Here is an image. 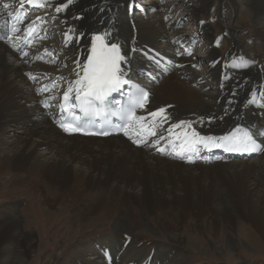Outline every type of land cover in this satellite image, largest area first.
I'll use <instances>...</instances> for the list:
<instances>
[{
	"label": "bare ground",
	"instance_id": "obj_1",
	"mask_svg": "<svg viewBox=\"0 0 264 264\" xmlns=\"http://www.w3.org/2000/svg\"><path fill=\"white\" fill-rule=\"evenodd\" d=\"M17 1L0 0V14L5 4L11 9ZM36 1L40 4L32 0L31 6H43L44 12L33 16L61 39L47 40L41 49H52L59 58L48 60L51 65L33 63V50L22 59L0 43V192L13 188L32 195L40 218L56 220L63 229L91 222H110L113 228L74 248L71 261L51 257L54 253L37 255L35 230L18 206L9 204L0 225V264H34L35 253L37 264H168L174 249L176 256L184 248L205 253L199 238L233 263L238 248L252 247L253 237L263 241L264 150L248 159L188 165L133 146L122 136H67L52 122L54 111L43 110L31 83L51 82L62 91L60 97L72 85L74 93L96 35L116 43L125 67L128 63L140 74L154 51L168 52L182 38H190L175 28L182 20L177 11L169 13L171 6L157 0H145L149 15L134 14L132 3L138 0ZM181 7L183 16L197 19L206 59L197 54L181 57L167 76L154 71L146 114L154 117V126L159 124L161 146L171 149L179 143L172 139L183 135L191 140L193 132L220 143V137L241 126L264 148V0H183ZM205 13L251 23V41L237 37L236 27L229 30L232 40L218 45L211 24L201 20ZM160 109H165L162 115H151ZM139 229L166 236L177 247L139 248L129 237Z\"/></svg>",
	"mask_w": 264,
	"mask_h": 264
},
{
	"label": "rangeland",
	"instance_id": "obj_2",
	"mask_svg": "<svg viewBox=\"0 0 264 264\" xmlns=\"http://www.w3.org/2000/svg\"><path fill=\"white\" fill-rule=\"evenodd\" d=\"M160 1L163 2V0ZM194 1L196 2V0ZM194 1L192 0L193 3ZM167 2L169 3L163 4L165 6H171L169 13L177 11V15L179 12H181V15L184 14L182 12L183 8L181 7V5L183 4V0H168ZM143 6L144 8L142 11L144 12L140 13L144 15H149L151 11L149 10L147 3L145 2ZM178 19L183 20L181 27L179 28L181 30L179 31L184 32L186 35H189L188 32L191 27L197 28V19L192 15H184L181 18L178 17ZM220 19L221 18L219 17V15L214 13H205L201 15V20H206L208 23H210L213 28L214 35L217 37H221L223 41L232 40V36H229V30L236 27L238 28L237 37L241 38L246 42L251 41V23L240 22L237 17H233L232 19L226 21ZM175 31L178 30L175 29ZM54 35L56 37H60L57 34ZM223 41L221 42V44L223 43ZM222 46L223 45H220V47ZM201 70L204 72L205 69L201 68L200 71ZM2 190L3 191L0 192V225L2 224V222L6 221L8 217L5 213L9 204L12 206H18L20 215L23 216L26 221L28 220L27 224L30 222L28 225L31 227V229L35 230L36 232L34 240L36 244L37 255L39 252H45V254L54 253L53 255H51V257L56 256L62 259H66V261H71V259L73 258L72 251L74 248H77L81 244L87 243L89 241H95L99 237H102L103 234L112 232L113 223L110 222V224H105L101 222H91L86 224V226H84L83 228L82 226L75 224L74 228L72 227L69 230L63 229L61 223L56 220L53 221V219L51 220V218L46 217L42 219L40 218L41 208L37 203V199L34 198L32 195L30 196L29 194H25L24 192H21L19 190H13V188H6ZM149 224L154 228L156 227V224L153 220H150ZM241 225L244 228L248 227L246 226L248 224L245 221H241ZM186 232L187 231H185V233ZM228 233L231 236L233 235L231 231ZM186 234L190 236L189 233ZM129 235L131 239L130 241H133L134 245L139 248H155V246L158 245H163L169 248L177 247V245L174 242L170 241L168 237L156 236L147 229L135 230ZM191 238L194 239L195 236L191 234ZM199 239L197 243H199L200 247H203L205 249V253L199 252L194 248L192 249L193 251L191 249L189 250L188 248H184V250L176 256L177 249H174L173 253L171 254L173 259L168 264H264V240L259 241V239L253 237V242H251L252 247L250 246V248H246L243 246L241 248H238L235 251L237 259L234 260L233 263H230L227 256L219 254L218 252H216V250L208 246L207 240H205L204 238ZM33 256L34 260L32 263L35 262L34 264H37L36 261L38 260L37 258H35L36 253Z\"/></svg>",
	"mask_w": 264,
	"mask_h": 264
},
{
	"label": "snow or ice",
	"instance_id": "obj_3",
	"mask_svg": "<svg viewBox=\"0 0 264 264\" xmlns=\"http://www.w3.org/2000/svg\"><path fill=\"white\" fill-rule=\"evenodd\" d=\"M29 3L32 0H28ZM71 3V0H68ZM9 5L5 4L4 7L7 8ZM67 5H65L66 7ZM61 9L58 7L57 11ZM203 23V22H201ZM94 43L91 48V55L87 58L88 62L83 66V76L75 81V100L77 103L74 107H80L81 111L87 115H99L100 108L95 107L96 104L104 105L108 102L109 97L118 92L123 86L130 83L129 79L124 78V73L121 71V63L125 62V57L121 55L119 46L116 43L107 44L105 43L103 35H96L93 37ZM191 55V53H188ZM242 63H248L246 60L241 58ZM139 95L134 101L135 107H143V102L147 99L148 93L139 89ZM73 92L72 85H69L68 90L63 94L64 101L70 99L69 94ZM165 109H160L158 113H151L153 116L162 115ZM129 117L131 120H142L143 117H137L134 111L129 112ZM181 124L191 127L188 122H180ZM65 131L80 132L82 128L74 127L72 124L60 125ZM131 127V125H128ZM175 127H180L176 125ZM241 129H236V133L230 134L229 136L220 137L219 141L221 143L216 144V146H225L228 151H257L264 150L257 140L254 138V133L248 129L243 130V135ZM101 135H108L107 132L99 133ZM150 134L155 135L154 132ZM216 138L212 137H201L198 133L193 132V139L185 140L184 144L181 146L184 151H196L195 145L200 144L204 147H208L209 142L215 143ZM164 151V149H160ZM177 155H181L180 152ZM189 159H191L189 157Z\"/></svg>",
	"mask_w": 264,
	"mask_h": 264
}]
</instances>
